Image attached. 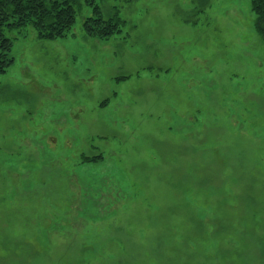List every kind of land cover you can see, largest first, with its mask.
<instances>
[{"label":"rangeland","instance_id":"rangeland-1","mask_svg":"<svg viewBox=\"0 0 264 264\" xmlns=\"http://www.w3.org/2000/svg\"><path fill=\"white\" fill-rule=\"evenodd\" d=\"M81 4L63 37L7 33L0 264H264L253 0Z\"/></svg>","mask_w":264,"mask_h":264},{"label":"trees","instance_id":"trees-1","mask_svg":"<svg viewBox=\"0 0 264 264\" xmlns=\"http://www.w3.org/2000/svg\"><path fill=\"white\" fill-rule=\"evenodd\" d=\"M78 6L82 7L81 0H0V66L12 61L9 58L12 38L8 32L30 25L41 38L63 37L74 24ZM253 6L259 15L257 28L264 36V0H253ZM107 22L101 15L89 17L85 27L91 31L94 25L97 32L109 35L113 32L100 25ZM111 24L116 29L117 24Z\"/></svg>","mask_w":264,"mask_h":264}]
</instances>
